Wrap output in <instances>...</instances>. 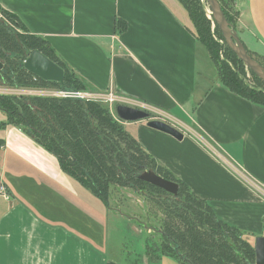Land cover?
Listing matches in <instances>:
<instances>
[{"label":"crops","instance_id":"1","mask_svg":"<svg viewBox=\"0 0 264 264\" xmlns=\"http://www.w3.org/2000/svg\"><path fill=\"white\" fill-rule=\"evenodd\" d=\"M0 5L47 40L91 93L113 94L119 104L144 109L178 129L182 140L148 127V121L125 123L222 221L254 245L264 236V194L252 186L264 189V106L228 90L215 67L212 76L202 68L204 46L177 0H0ZM238 5L240 25L250 29L252 46L262 51L264 0ZM118 21L127 25L123 32ZM36 144L20 129L6 132L0 143V183L9 197H0V264L171 260L149 261L143 250L130 255L131 261L109 259L105 253L113 248L100 246L108 238L98 230L102 220L85 216L83 200L91 193L68 179L55 157L50 165L51 157ZM95 207L104 217L114 208L127 219L122 232L133 235L126 228L134 230L137 217L127 203L129 216L112 203L104 212Z\"/></svg>","mask_w":264,"mask_h":264},{"label":"trees","instance_id":"2","mask_svg":"<svg viewBox=\"0 0 264 264\" xmlns=\"http://www.w3.org/2000/svg\"><path fill=\"white\" fill-rule=\"evenodd\" d=\"M177 1L189 15L193 34L210 54L219 81L231 92L264 106V81L250 71L253 84H248L244 63L229 46L224 45L226 61L220 59L222 47L212 33L215 21L208 17L203 1ZM218 1L228 23L237 29V16L225 0ZM116 27L123 32L127 25L118 21ZM214 34L224 40L216 23ZM35 51L64 70L63 83L44 81L25 69L24 62ZM0 62L4 65L0 87L34 89L52 85L68 93L63 97L0 93V112L5 116L0 131L9 125L19 128L106 207L111 205L112 188L114 194L125 189L141 197L153 225L135 215L136 222L139 228L155 230L144 242L143 254L149 261L169 258L181 264H257L255 245L240 229L222 221L207 201L142 147L127 131L126 122L117 117V105L113 112L101 101L73 96L91 91L47 40L32 34L18 16L1 5ZM146 171L177 183L178 194L141 181L139 177Z\"/></svg>","mask_w":264,"mask_h":264},{"label":"rangeland","instance_id":"3","mask_svg":"<svg viewBox=\"0 0 264 264\" xmlns=\"http://www.w3.org/2000/svg\"><path fill=\"white\" fill-rule=\"evenodd\" d=\"M202 1H203L204 6H205V9L207 8L206 13H207L208 17L212 20L213 18H212V14L209 10L208 3L204 0H202ZM225 1H226V4L228 5V7L231 9L230 12L233 15L235 14V17L237 16V18H236L237 19V29H234L231 26L233 28V31L237 33L238 38L240 39L243 46L247 50L249 56L264 68V49L262 51H260L257 48H255L254 46H252L253 43L251 41L252 39H251L250 29L246 26L244 27V26L240 25L239 19L241 17L242 9H241L240 5H238L239 0H225ZM187 23L192 25V22H191L189 16L187 19ZM214 31H215V23H213V25H212V33L214 35L215 41L217 43H219V45L222 47V50L220 52V59L222 61H226L225 52H224V47H225L224 45H227V43H226L225 39L220 40L214 34ZM202 49L203 50H201V54H200L201 59L203 61L202 68L206 70L208 75L212 76L215 73L214 64L211 62L210 54L208 53L206 48L202 47ZM244 66H245V64H244ZM250 71L251 70H249L245 66L247 83L252 85L253 83H251L252 76H251ZM0 93L16 95V96H54V97H63L66 94V92H64L63 90L58 89L57 86H52V85H49L46 87H41V88H34V89H10L8 87H0ZM102 103H104L105 105H109V107H112L114 105L119 104V103H114L113 105H111L107 102H102ZM112 111L115 112L113 110V108H112ZM151 116L153 117V115H151ZM153 119H154V117H153ZM2 121H5V116L3 113L0 112V123ZM126 129L133 137H135L138 140V138H137L138 136H137V133L134 131V128L127 126ZM14 131L18 132L19 128L15 127V126H10V125L7 126L3 131H0V139L5 140L6 132H14ZM21 132H23V131H21ZM25 135H27V134H25ZM36 146L40 147L42 150H44L47 153V155L49 157H51L52 160L49 161L50 165L53 164V161L56 162L54 156L50 152H48L42 146H39L37 144H36ZM61 172L68 179H70L69 176L66 175L62 170H61ZM7 173L9 174L11 172L9 170H7ZM114 189L115 188H112L111 196H110L112 206H116V207L120 206L119 210L122 213H124V215L129 216V212L127 211V207H126V203H127L129 210L134 211L136 216H138L142 221L146 222V224L153 225V220L150 219L149 217L147 218L148 211L146 209V203L143 201V199L141 197H139L137 194H135L131 190H124V192H121L118 190V192L116 194H114L116 192ZM86 193H87V196L83 200L84 212H85L86 219H93V218L97 219V218H99L102 220V225L99 227L98 230L100 231V234L102 237L104 234H106V235H108L109 239L107 238V241H106L107 245L100 244V246L105 251H106V247H112L113 248L111 250H109L107 248L108 249L106 251L107 253H105L106 256H108L109 259L118 258L121 261H126V260L131 261V258H128L130 255L134 256V255H136V252H141L142 250L144 251V249H145L144 242L148 236L146 229L139 228L137 222L135 221L134 223L136 225H134V230H129L126 228V231L128 230L127 232L131 231L133 234L131 236H128V234H126L125 232H122V231H125L124 224H126L127 219H124L121 215L112 211V209H114V208L107 211L106 215H110V216L104 217L102 213H101L102 214L101 215L100 212H98L96 210L95 205L96 206L99 205L102 212H104V210H106L105 204L98 198L93 199L92 198L93 196L91 194H89L88 192H86ZM122 199H125V200H122ZM154 210H155V208H154ZM150 211H153V210H150ZM153 212H156V211H153ZM106 231H108V232H106ZM154 232H155V230L152 228L149 230L148 233L153 234ZM165 263L166 264H181V263H179L175 260H172V259L167 260V262H165Z\"/></svg>","mask_w":264,"mask_h":264},{"label":"water","instance_id":"4","mask_svg":"<svg viewBox=\"0 0 264 264\" xmlns=\"http://www.w3.org/2000/svg\"><path fill=\"white\" fill-rule=\"evenodd\" d=\"M204 1L208 3L212 18L218 25L229 48L238 56V58L249 70H251L258 78L264 81V68L249 56L247 50L238 38L237 33L233 31V28L228 23L219 1ZM24 67L28 72L44 81L57 83L64 82V70L39 51L33 52L28 57V59L24 62ZM3 68L4 65L2 62H0V71H2ZM116 114L119 119L126 123L148 121V127L167 133L178 140L183 139V134L178 129L166 122L151 119L150 113L144 109L118 104L116 106ZM139 178L141 181L161 188L172 195L178 194L179 186L177 183L166 180L153 171H146ZM255 252L256 263L264 264V236L256 238Z\"/></svg>","mask_w":264,"mask_h":264},{"label":"built area","instance_id":"5","mask_svg":"<svg viewBox=\"0 0 264 264\" xmlns=\"http://www.w3.org/2000/svg\"><path fill=\"white\" fill-rule=\"evenodd\" d=\"M67 94L68 93H66L65 96H68ZM73 96L80 97V98L91 99V100H96V101L107 102V103H109L111 105H113L114 103H119V100L113 94L98 95V94H93V93H84V92H82V93H76ZM234 172L237 175L242 176L238 169L234 168ZM252 186L258 192L264 194V189L258 187L257 185H252ZM0 197H4L6 199L9 198L8 194H7V191H6V188H5V186L2 183H0Z\"/></svg>","mask_w":264,"mask_h":264},{"label":"bare ground","instance_id":"6","mask_svg":"<svg viewBox=\"0 0 264 264\" xmlns=\"http://www.w3.org/2000/svg\"><path fill=\"white\" fill-rule=\"evenodd\" d=\"M207 9V8H206Z\"/></svg>","mask_w":264,"mask_h":264}]
</instances>
